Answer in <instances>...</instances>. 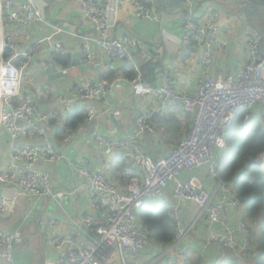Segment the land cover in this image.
I'll return each instance as SVG.
<instances>
[{
    "label": "built area",
    "instance_id": "2783aa9c",
    "mask_svg": "<svg viewBox=\"0 0 264 264\" xmlns=\"http://www.w3.org/2000/svg\"><path fill=\"white\" fill-rule=\"evenodd\" d=\"M79 1L84 18L97 30L94 44L110 59L108 68L115 70L127 63L133 67L134 75L129 79L115 77L110 81H82L74 87L76 94L81 99L105 97L123 79L131 84L137 95L155 96L158 105L155 109H144L136 120L137 129L125 136L117 139L96 136L100 144L109 149L116 148L123 157L132 160L136 173L131 168L123 171L125 189H119L104 172L95 169L87 158L75 160L79 163L76 169L81 176L82 186L88 191L95 209V213L85 218V223L97 237L94 242L82 243L74 233L61 232L56 219L50 217L47 229L54 256L40 264H164L168 256L175 254L188 238L193 227L190 222L202 215H206L209 231L203 247L198 251L201 261L205 264H221L234 259L239 264H257L258 257L246 220H232L230 209L242 208L243 203L233 193L232 181L220 174V153L225 148L229 129L239 111H248L245 120L256 106L264 114V47L259 31L255 28L249 30L246 46L249 59L236 76L214 78L205 73L195 84V91L186 92L173 86L170 72L166 69L161 71L159 83H146L133 54L140 45L139 41L126 34L121 37L109 34L112 25L111 5L98 0ZM130 1L139 17L159 19L153 11L154 0ZM181 4L183 9L192 8L191 0H181ZM0 19L2 23L22 26L47 21L37 0H0ZM53 29L55 32L40 42L11 55L7 50L12 48L14 38L0 32V131L5 130L12 140L19 141L11 146L8 168L0 173V215L21 199L24 202L45 199L63 205L67 198L66 193L55 188L50 175L38 168L41 163H57L60 159L71 161L67 152L58 151L50 141L47 124L55 114L35 112L32 92L22 91L23 68L14 62L16 57L30 62L40 43L45 44L51 55H66L67 48L54 38L63 29ZM179 29L180 35L174 33L173 39L188 48L201 46L199 63L209 72L214 65L216 48L222 41L216 12L204 20L188 16ZM84 38L87 43L81 51L87 60H93L95 53L88 44L89 38ZM5 53L9 56L5 57ZM61 102L65 114L69 116L74 113L72 99L61 97ZM174 106L192 111L193 125L167 156L155 159L143 149L139 136L153 129L149 118L155 112ZM94 117V111L89 110L85 121H91ZM33 133L40 140H25ZM259 156L264 160V153ZM202 167L212 181L213 191L205 188L196 176L182 180L184 172ZM170 182H175L169 200L174 236L155 257H150L147 252L155 247V243L140 225L139 210L148 201L166 198ZM214 193L219 194L218 200H214ZM182 202L187 203L186 215L182 213ZM20 239L19 231L8 232L0 228V264H16L14 243ZM209 249L213 252L211 258Z\"/></svg>",
    "mask_w": 264,
    "mask_h": 264
},
{
    "label": "crops",
    "instance_id": "0c3cea01",
    "mask_svg": "<svg viewBox=\"0 0 264 264\" xmlns=\"http://www.w3.org/2000/svg\"><path fill=\"white\" fill-rule=\"evenodd\" d=\"M43 9L47 21L31 26L2 23L0 32L14 38L12 48L7 53L20 52L28 49L40 40L54 33L53 27L62 28L56 33L55 40L61 41L67 48L66 55H51L44 43L36 49L32 60L28 63L20 57L14 59L15 64L23 68L22 91H30L34 96V110L42 114H55L47 124L50 141L58 151L67 152L70 162L60 159L57 163H41L38 168L47 172L55 188L66 193L63 205L56 202L39 199L35 201L19 200L10 206L9 210L0 215V228L8 232L19 231L20 241L14 243V258L16 264H40L54 256L49 242L47 220L56 219L63 233H74L77 240L84 243L89 241L79 233L77 228L85 224V218L95 213L88 191L82 186V179L76 165V159L87 158L95 169L104 172L119 188L125 189L122 179L124 170L133 167L129 158L121 155L116 148L109 149L100 144L96 136L104 135L113 139L121 138L137 129L136 120L146 108L155 109L158 100L155 96L137 95L131 84L123 79L107 93L105 97L81 99L74 87L82 81H110L115 77L131 78L132 66L122 64L115 70H110V59L104 56L93 42L97 30L91 22L84 18L82 5L79 0H37ZM111 5V27L109 34L114 37L130 35L135 37L140 45L133 51L142 71L144 81L155 85L161 81V71L168 70L173 86L178 90L194 92L195 84L205 73L212 77L237 75L238 71L249 59L246 46L248 32L251 28L259 31L264 47V0H191L192 8L183 9L182 4L165 8L154 6V14L158 20L142 18L136 14V8L130 0H98ZM45 2V3H44ZM44 3V4H43ZM46 4V5H45ZM216 12L217 24L222 30V41L214 54V65L209 72L200 63L201 46L188 48L172 37L180 35V24L188 16L204 20ZM88 37V44L95 53L93 60H87L81 49ZM178 38V37H177ZM151 55L150 58L147 56ZM9 56V55H8ZM54 56L67 57L68 64L58 62ZM127 65V70L123 66ZM144 65H148L144 68ZM237 67V68H236ZM123 69V70H122ZM132 70V71H131ZM61 97L72 99L75 110L83 108L86 113L93 110L95 117L84 121L75 129H67L65 125L68 115L63 112ZM75 112V111H74ZM250 118L261 119L264 124V114L259 106L250 112ZM194 114L182 106H174L155 112L149 118L153 129L141 133L139 142L143 149L155 159L167 156L178 141L192 127ZM29 141L40 140L33 133L25 138ZM18 140H12L9 134L0 131V173L8 168L9 150ZM196 176L209 191H213L211 179L205 168H197L184 172L182 180ZM0 183V191L2 190ZM175 182H170L167 190V200L171 198ZM219 194L214 193V200ZM187 203L182 202V213L188 212ZM33 211V212H32ZM230 213L234 222L244 219L245 208H231ZM29 215H31L29 217ZM251 222L252 219L250 220ZM188 225L187 220L184 221ZM188 238L181 244L173 255H169L164 264H205L198 257V251L203 247L208 235L206 215L194 222ZM87 226V225H86ZM196 249V250H195ZM159 246L151 248L147 253L155 257L160 252ZM145 255L146 259L149 256ZM213 255L209 249V257Z\"/></svg>",
    "mask_w": 264,
    "mask_h": 264
},
{
    "label": "trees",
    "instance_id": "16d2710c",
    "mask_svg": "<svg viewBox=\"0 0 264 264\" xmlns=\"http://www.w3.org/2000/svg\"><path fill=\"white\" fill-rule=\"evenodd\" d=\"M5 57H8L7 53ZM54 57L58 62L68 64L67 57ZM147 67L144 65L142 69ZM123 69L127 70V65ZM86 114L83 108H77L68 116L65 128L75 130ZM244 114L245 110L239 111L229 129L225 148L220 153V174L232 181L233 193L242 200L246 212L244 219L258 257L257 264H264V166L257 161V157L264 153V124L255 117L244 121ZM170 212L167 198L148 201L139 210L140 225L160 249L166 247L174 236ZM221 264L239 263L228 259Z\"/></svg>",
    "mask_w": 264,
    "mask_h": 264
},
{
    "label": "water",
    "instance_id": "95a60500",
    "mask_svg": "<svg viewBox=\"0 0 264 264\" xmlns=\"http://www.w3.org/2000/svg\"><path fill=\"white\" fill-rule=\"evenodd\" d=\"M181 3V0H154L153 5L158 6L162 5L165 8H171L173 6L179 5ZM77 230L81 235H83L85 238H87L90 242H94L96 239V234L93 230L88 228L85 224H81Z\"/></svg>",
    "mask_w": 264,
    "mask_h": 264
},
{
    "label": "rangeland",
    "instance_id": "374dc122",
    "mask_svg": "<svg viewBox=\"0 0 264 264\" xmlns=\"http://www.w3.org/2000/svg\"><path fill=\"white\" fill-rule=\"evenodd\" d=\"M155 13V12H154ZM257 161L259 162V163H263L264 162V160L259 156V157H257ZM263 167V166H262ZM172 255V254H171ZM174 255V254H173Z\"/></svg>",
    "mask_w": 264,
    "mask_h": 264
},
{
    "label": "bare ground",
    "instance_id": "6f19581e",
    "mask_svg": "<svg viewBox=\"0 0 264 264\" xmlns=\"http://www.w3.org/2000/svg\"><path fill=\"white\" fill-rule=\"evenodd\" d=\"M237 68V67H236ZM187 206V205H186ZM81 241V240H80ZM196 250V249H195Z\"/></svg>",
    "mask_w": 264,
    "mask_h": 264
}]
</instances>
